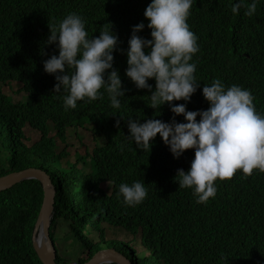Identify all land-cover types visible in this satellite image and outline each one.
Listing matches in <instances>:
<instances>
[{
	"label": "trees",
	"instance_id": "trees-1",
	"mask_svg": "<svg viewBox=\"0 0 264 264\" xmlns=\"http://www.w3.org/2000/svg\"><path fill=\"white\" fill-rule=\"evenodd\" d=\"M239 2L193 0L187 23L199 48L190 61L196 65L197 90L190 101L153 109L148 106L151 91L138 89L126 75L133 28L143 23L136 35L151 39L144 16L151 0H0V85L16 83L17 91L25 94V101L13 102L0 90V152L6 153L0 178L27 168H39L50 176L57 191L51 239L55 244V228L64 221L88 251L77 264L103 248L125 254L132 264H264V172L257 169L245 176L237 171L230 180L217 179L215 197L198 204L194 189L179 188L175 180L178 170L190 169L194 149L176 158L158 134L151 149L142 151L129 136L127 121L186 123L171 107L184 104L187 111L207 110L210 105L202 90L216 79L225 89L236 85L250 90L257 113L264 115V0H256L257 10L251 17L243 7L232 13V5ZM70 13L85 21L88 38L98 37L103 25L118 37L113 69L125 91L118 98L119 109L111 107L104 88L102 99L89 102L85 98L68 110L63 100L67 93L54 92L56 74L44 70V61L59 55L58 44L48 43L49 25H57ZM144 51L148 54L150 49ZM148 83L154 91L155 80ZM87 126L102 138L101 145L77 157V162L90 165L89 173L76 163L63 165L66 153H58L56 144V139L65 140L70 128ZM27 127L41 134L33 146L24 142ZM52 131L57 137L50 136ZM137 181L144 183L147 196L129 206L119 195V186ZM43 200L37 181L0 193V264H42L32 238ZM104 225L139 235L148 255L138 256L126 242H106ZM86 232L99 234L103 246L92 243ZM57 263L67 264L59 252Z\"/></svg>",
	"mask_w": 264,
	"mask_h": 264
},
{
	"label": "clouds",
	"instance_id": "clouds-1",
	"mask_svg": "<svg viewBox=\"0 0 264 264\" xmlns=\"http://www.w3.org/2000/svg\"><path fill=\"white\" fill-rule=\"evenodd\" d=\"M192 4L193 0H151L144 12L151 39L136 35L143 30V23L133 28L126 75L138 89L151 91L148 106L153 109L173 101H190L197 90L196 65L190 61L199 48L187 23ZM242 7L246 9L244 14L251 17L257 10L256 0L250 4L240 0L232 5L231 11L236 14ZM49 30L48 43L58 44L59 55L44 61V70L56 74L54 92L63 89L67 93L63 97L65 110L75 109L77 101L85 98L89 102L102 99V88L109 95L111 107L119 109L118 98L124 97L125 91L118 71L113 69L118 37L111 28L103 25L98 37L88 38L85 21L70 13L57 25H49ZM145 48L150 49L148 54ZM109 69L112 70L105 79ZM149 79L155 80L154 91ZM202 94L210 105L207 110L187 111L184 104L171 107L175 115L184 116L186 123L175 119L171 123L159 119L144 123L127 120L129 136L142 151L151 149V141L158 134L176 158L194 149L190 169L178 170L175 180L179 188L194 189L198 204L215 197L217 179L230 180L237 171L245 176H251L257 169L264 172V115L257 113L251 91L236 85L225 89L216 79L211 86L204 85ZM119 195L125 204L135 206L146 198L147 189L139 181L125 183L119 186Z\"/></svg>",
	"mask_w": 264,
	"mask_h": 264
},
{
	"label": "rangeland",
	"instance_id": "rangeland-1",
	"mask_svg": "<svg viewBox=\"0 0 264 264\" xmlns=\"http://www.w3.org/2000/svg\"><path fill=\"white\" fill-rule=\"evenodd\" d=\"M19 86L16 83H7V85H0V90L2 93L7 95L13 102L25 101V94L23 92H18ZM28 139L24 140L27 146H33L35 142L39 141L41 134L30 128H24ZM50 136L53 138L57 137L56 132L52 131ZM56 144L58 146V153L65 152L66 156L62 158L63 165L67 161L71 163L78 164V168L84 170L85 173L92 172L89 164H85L84 161L79 160V156L85 157L87 152H91L93 148L97 145L102 144L101 137H95L93 132L87 127H72L67 130V134L64 141L56 139ZM6 153L0 152V162H4ZM104 190L108 191L107 186L102 187ZM104 232V239L108 241H122L129 243L138 252V256L144 257L148 255V251L142 246L140 236L127 234L122 230H114L108 225L102 226ZM87 238L94 244H99L103 246L102 240L99 234L86 232ZM55 245L58 249L59 254L67 261V264H77L80 259H85L88 256V251L80 244L77 239L71 234L69 226L62 220L57 223L54 232Z\"/></svg>",
	"mask_w": 264,
	"mask_h": 264
},
{
	"label": "water",
	"instance_id": "water-1",
	"mask_svg": "<svg viewBox=\"0 0 264 264\" xmlns=\"http://www.w3.org/2000/svg\"><path fill=\"white\" fill-rule=\"evenodd\" d=\"M27 181L39 182L44 193L43 204L33 233V247L42 264H58V250L51 239V226L57 191L50 176L39 168H27L22 172L8 174L0 178V193ZM83 264H132V262L125 254L108 248L96 251Z\"/></svg>",
	"mask_w": 264,
	"mask_h": 264
}]
</instances>
